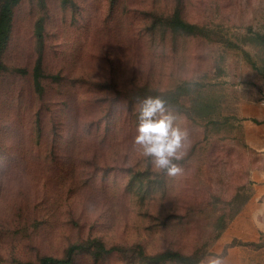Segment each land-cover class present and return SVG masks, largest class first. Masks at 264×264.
<instances>
[{"label": "rangeland", "instance_id": "374dc122", "mask_svg": "<svg viewBox=\"0 0 264 264\" xmlns=\"http://www.w3.org/2000/svg\"><path fill=\"white\" fill-rule=\"evenodd\" d=\"M10 23L0 264L72 245L67 264H183L153 259L165 251L264 264L251 223L264 204V116L247 117L264 111V0H18ZM149 96L189 132L180 176L133 145Z\"/></svg>", "mask_w": 264, "mask_h": 264}, {"label": "clouds", "instance_id": "9594fccd", "mask_svg": "<svg viewBox=\"0 0 264 264\" xmlns=\"http://www.w3.org/2000/svg\"><path fill=\"white\" fill-rule=\"evenodd\" d=\"M140 114L133 145L149 158L154 169L165 171L170 177L183 174L178 163L190 145L189 132L178 123V117L160 96H149L140 102ZM251 223L264 231V204L251 213ZM199 264H227L222 255H206Z\"/></svg>", "mask_w": 264, "mask_h": 264}, {"label": "trees", "instance_id": "16d2710c", "mask_svg": "<svg viewBox=\"0 0 264 264\" xmlns=\"http://www.w3.org/2000/svg\"><path fill=\"white\" fill-rule=\"evenodd\" d=\"M18 2V0H4L3 3L0 6V54L2 50L4 49L10 32L11 27V12H12V6L15 5ZM178 22L181 26L185 28H191V26L183 24L180 19L178 18ZM40 28L39 27V36L40 34ZM264 37V36H263ZM0 69H2V65L0 63ZM81 248L79 245H72L67 250L64 257L56 259L53 257L45 256L39 259V261L36 264H67L69 259L71 258V255ZM101 250L106 252H111L112 249H105L104 247ZM205 255H200L199 257H194L193 255H185L177 251H165L163 253L158 254L157 256L153 257V259L156 260H167V259H174L177 262H181L183 264H198L199 260L202 259Z\"/></svg>", "mask_w": 264, "mask_h": 264}, {"label": "crops", "instance_id": "0c3cea01", "mask_svg": "<svg viewBox=\"0 0 264 264\" xmlns=\"http://www.w3.org/2000/svg\"><path fill=\"white\" fill-rule=\"evenodd\" d=\"M251 106H254V105H251ZM250 113L247 115V117L253 118V119H255V118L258 119V118H261V116H264V111L256 105L253 107L252 112H250Z\"/></svg>", "mask_w": 264, "mask_h": 264}]
</instances>
